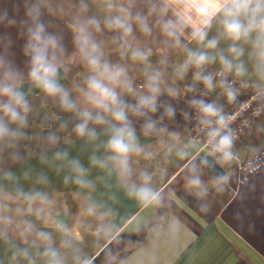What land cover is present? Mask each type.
Returning a JSON list of instances; mask_svg holds the SVG:
<instances>
[{
  "label": "clouds",
  "instance_id": "clouds-1",
  "mask_svg": "<svg viewBox=\"0 0 264 264\" xmlns=\"http://www.w3.org/2000/svg\"><path fill=\"white\" fill-rule=\"evenodd\" d=\"M99 3L104 12L102 19L83 15L89 8L81 0V15L72 24L73 44L87 75L82 84L71 89L61 82L67 72V69L64 73L60 71L66 52L63 38L47 31L38 0H23L24 19L17 18L19 8L16 15L0 12V23L19 24L24 29L23 54L28 58L29 85L26 93L20 70L6 55L0 54V165L5 162L22 164L26 155H34L39 164L52 168L57 174L66 168L65 185L71 182L80 189L94 191L96 185L88 178L90 169L78 157L70 158L69 151L58 147L60 133L68 131L72 123L71 132L75 137L93 145L89 156L92 167L105 171L109 177L115 174L125 195L141 208H164L165 194L154 187L153 175L147 170L134 173L133 157L151 160L154 155L141 144L136 124L142 121L140 132L144 136L168 134L178 139V134L170 133L164 124L165 120L175 119L177 108L169 101H162L161 97L179 99L181 90L175 82L185 80L188 72L193 70L192 83L184 87L185 92L193 94L186 105L195 111L194 119L206 135L208 153L198 160L184 149L177 150L176 155L187 161L185 187L202 200L207 195L202 177L209 166L208 156L215 157L221 165L235 158V135L230 128L233 117L224 112L223 105L217 100L208 101L204 97L220 88L229 103L236 101L238 89L229 76L242 78L249 75V67L243 59L245 45L248 46L252 73L256 76V99L264 101V0H99ZM214 26L217 35L210 38ZM105 30L112 33L110 42L116 45L122 58L144 66V82L139 88L125 64L114 63L106 57V41L97 39V34ZM156 31L163 37L166 49L184 52L183 61L173 66L171 84L166 79L167 58L158 61L162 67H153L150 62L153 49L142 46L136 36L139 32L144 38H152ZM221 40L229 42L226 49L219 48ZM192 42L195 48L188 46ZM216 64L219 67L214 73L208 71L209 66ZM198 85H203V90ZM33 89L51 98L59 112L72 114L68 118L54 114L58 121L55 129L35 137L29 132L30 117L37 118L42 129H52V123L46 114H33L28 99ZM181 114L185 119L192 118L189 111ZM96 126H101L102 130L98 132ZM101 136L106 139L101 140ZM34 139L38 142L37 150L26 153L27 145ZM101 150L103 154L98 155ZM0 176L14 185L11 192L0 185V241L7 244L12 229L25 245L34 237L31 247L37 249L33 253L29 247L18 248L13 244L12 261L22 258L27 264H38V260L43 264H66L67 257L62 250L70 249L73 264H93V258L75 245L74 241L79 237L74 228L52 216L49 210L52 198L47 191L37 187L50 183L45 172L27 167L17 175L11 169L0 168ZM21 180L32 181V187L25 190ZM225 183L222 176L213 180L217 192L223 191ZM207 210L202 204L201 211ZM80 214L95 217L100 222L93 233L98 240L120 243L123 228L108 220L115 213L110 208L105 210V205L93 200L91 194ZM33 215L45 225L50 224L59 234V247L52 232L36 228L28 218ZM175 224L173 220L172 225ZM115 260L108 250L105 264H114ZM121 264L125 262L121 261Z\"/></svg>",
  "mask_w": 264,
  "mask_h": 264
},
{
  "label": "crops",
  "instance_id": "crops-1",
  "mask_svg": "<svg viewBox=\"0 0 264 264\" xmlns=\"http://www.w3.org/2000/svg\"><path fill=\"white\" fill-rule=\"evenodd\" d=\"M38 2L42 12L41 19L47 31L63 38L66 49L63 69L71 72L84 68L73 44L72 31L75 18L81 15V0H38ZM84 3L88 5L89 10L83 15L103 18L104 12L99 0H84ZM17 8H19L17 18L24 19L23 0H0V12L7 11L10 15H16ZM111 35L112 33L105 30L97 34V39L106 41V57L112 62H118L125 58L121 57L116 45L110 42ZM215 35H217L216 26L210 31L209 37ZM136 36L142 46L153 49L151 65L158 64L162 57L167 58L168 65L178 64L185 58L181 49H166L163 37L158 31L154 32L152 38H144L139 32ZM25 41L26 35L21 25L7 26L0 23V54L6 55L18 67L23 77L22 82H27L28 71V58L23 54ZM185 43H188L187 40ZM228 43L221 40L219 48L226 49ZM188 46L196 47L194 42L189 43ZM245 49L246 55L243 59L249 67V75L242 78L230 76L240 81L237 99L255 91L256 76L252 73L251 62L248 60L247 45ZM218 67V64L211 65L208 70H217ZM192 76L193 70H190L185 80L175 84L181 90L179 99L173 100L166 95L161 97L162 101H169L177 108L175 119L165 120L164 124L170 133L178 134V139L168 134L144 136L140 132L142 121L136 124L141 144L154 155L151 160L133 157L134 173L138 174L141 170H147L153 175L154 187L161 189L165 194L164 208H141L135 200L125 195L124 190L117 183L115 174L109 177L105 171L92 167L89 156L92 154L93 145L75 137L71 132L72 123L69 124L68 131L60 133L61 141L58 147L69 151L70 158L78 157L82 164L90 169L88 178L96 185L94 191L80 189L71 182L65 185L63 177L68 174L66 168L57 174L52 168L39 164L34 155H26V160L22 164L5 162L0 165V168L11 169L19 175L22 169L31 167L47 174L50 183L47 186L37 187L49 193L53 200L49 209L52 216L64 220L74 228L79 237L74 241L75 245L83 254L93 258V264H105V255L108 250H111L116 257L114 264H121V261L125 264H264V168L242 182H238L235 169L236 160H243L264 149V117L254 121L253 125L234 143L235 158L230 163L221 165L216 162L215 157L208 156L209 166L204 169L202 177L207 188V195L202 200L198 199L185 187L187 161L181 160L176 155L179 149L188 151L197 160L207 155L199 153L197 145L188 137L191 118L185 119L181 114L182 111L191 113L186 101L192 95L185 92L184 87L192 83ZM139 86L140 84L137 88ZM199 87L203 88V85H198ZM217 95L222 97L220 99L224 105L229 103L222 95L220 88L215 89L208 96ZM37 97L34 100L30 99L33 114L48 115L52 129L40 128L38 119L30 117L32 126L29 132L34 137L55 129L58 121L54 119V114L59 113L61 118L72 115L59 112L51 98L44 95ZM96 127L98 132L102 130L101 126ZM104 139L106 137L101 136V140ZM37 143L34 139L27 145L25 152H35ZM97 154L102 155V150ZM220 176L226 179V183L223 191L217 192L213 180ZM20 184L25 190L32 187V181L21 180ZM0 185L9 192L13 191V183L4 180L2 176H0ZM89 194L96 202H102L105 210L110 208L115 213L108 220L123 228L119 237L120 243H108L103 239L98 240L93 235L100 222L95 217L80 214ZM202 204L207 206V211H201ZM28 218L33 221L38 230L52 232L56 246L59 247L60 236L50 224L45 225L34 215ZM173 220L176 221L174 226ZM8 235L7 244L0 241V264H27L22 258L12 261L11 256L15 250L12 245L18 248L29 247L34 253L37 250L31 247L34 237L29 239L28 245H25L16 231L10 229ZM62 251L67 257L66 264H73L71 250ZM38 264H43V261L38 260Z\"/></svg>",
  "mask_w": 264,
  "mask_h": 264
},
{
  "label": "built area",
  "instance_id": "built-area-1",
  "mask_svg": "<svg viewBox=\"0 0 264 264\" xmlns=\"http://www.w3.org/2000/svg\"><path fill=\"white\" fill-rule=\"evenodd\" d=\"M208 71L214 73L216 69H209ZM229 80L233 82L236 88L239 87L240 81L238 79L229 76ZM199 88L203 90L202 87ZM189 94L193 95L192 93ZM204 99L208 101L214 100L213 97L209 96L204 97ZM223 107L224 112L233 117L230 122V128L235 135L234 143L253 125L254 121L264 117V101L256 99L255 91L236 99L235 102L227 103ZM191 117L188 127V137L197 145L199 153L207 154L208 147L206 144V135L204 132L200 131L194 119V110H191ZM262 168H264V149L257 151L243 160H236L235 169L238 174V182L247 180Z\"/></svg>",
  "mask_w": 264,
  "mask_h": 264
},
{
  "label": "rangeland",
  "instance_id": "rangeland-1",
  "mask_svg": "<svg viewBox=\"0 0 264 264\" xmlns=\"http://www.w3.org/2000/svg\"><path fill=\"white\" fill-rule=\"evenodd\" d=\"M118 62L125 64L129 68V73L134 78L136 86L138 84H140V85L143 84V82H144L143 76H142L143 67H144L143 65L135 64L130 59H122ZM152 66L153 67H162L159 64H153ZM173 66L174 65H168L167 68L165 69L166 79L168 80V82L170 84L172 83ZM66 75H67L68 81L65 85L71 89V88H73L74 85L83 83V78L85 75H87V69H85V67H84V68H80V69L75 70V71L73 70L71 72L67 70ZM178 82L179 81H176L175 84H177ZM73 94L77 95L75 92H73ZM37 96H39V95H37ZM37 96H35L31 100L38 98Z\"/></svg>",
  "mask_w": 264,
  "mask_h": 264
},
{
  "label": "water",
  "instance_id": "water-1",
  "mask_svg": "<svg viewBox=\"0 0 264 264\" xmlns=\"http://www.w3.org/2000/svg\"><path fill=\"white\" fill-rule=\"evenodd\" d=\"M60 71H61L62 73H64V69H63V68H61ZM67 81H68V79H67V75H66V78L63 79L61 82H62L63 84H66ZM22 86H23V90H24L26 93L29 92V85H28V82H22ZM37 95H43V94H42L38 89H33V90H31V92H30V94H29V96H28V99L30 100V99H32L33 97L37 96Z\"/></svg>",
  "mask_w": 264,
  "mask_h": 264
},
{
  "label": "trees",
  "instance_id": "trees-1",
  "mask_svg": "<svg viewBox=\"0 0 264 264\" xmlns=\"http://www.w3.org/2000/svg\"><path fill=\"white\" fill-rule=\"evenodd\" d=\"M220 98L222 99V97L220 95L213 97L214 100H217L218 103H220L224 106V104L222 103V100Z\"/></svg>",
  "mask_w": 264,
  "mask_h": 264
}]
</instances>
